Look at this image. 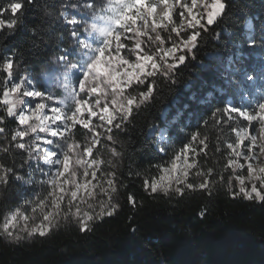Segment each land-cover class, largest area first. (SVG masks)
I'll use <instances>...</instances> for the list:
<instances>
[{
	"label": "trees",
	"instance_id": "obj_1",
	"mask_svg": "<svg viewBox=\"0 0 264 264\" xmlns=\"http://www.w3.org/2000/svg\"><path fill=\"white\" fill-rule=\"evenodd\" d=\"M223 2L220 18L199 28L196 46L184 53L183 63L163 67L144 86L130 89L135 106L111 130L104 141L108 147L97 150L100 183L88 203L109 200L113 214L90 221L87 230L71 214L61 216L43 237L10 241L0 234V264H264V200L238 194L227 148L244 127L230 109H241L245 95L254 97L255 90L264 97V0ZM15 4L22 7L13 14ZM67 5L68 0H0V17L12 25L0 32L5 132L13 133L18 125L2 105L3 66L11 62L15 74L35 75L52 66L59 48H67L69 32L61 23ZM185 6L183 2L173 19L156 30L161 40L155 45L149 39L155 33L136 37L145 41L141 47L146 52L156 54L185 40L176 31ZM125 44L130 52L135 43ZM248 76L256 79V88ZM162 130L167 141L160 143ZM187 147L197 152L187 186L179 192H153L152 183ZM26 161L25 153L11 145L0 155V165L29 180ZM37 180L32 175L28 193L4 189L0 206L13 208L24 195L39 193Z\"/></svg>",
	"mask_w": 264,
	"mask_h": 264
},
{
	"label": "rangeland",
	"instance_id": "obj_2",
	"mask_svg": "<svg viewBox=\"0 0 264 264\" xmlns=\"http://www.w3.org/2000/svg\"><path fill=\"white\" fill-rule=\"evenodd\" d=\"M224 0H221L223 2ZM146 6L148 4H152L156 7V10L161 9V13L157 17L152 14V16H147V10L142 9L141 11L145 13V18L148 22V35L151 33H154L151 31V28L154 27L152 21L155 20L156 22L160 23L162 28L164 25L169 23L168 16H171V19L175 16V14L180 10V6L183 2L186 3V6L183 10V12L177 16V20L181 19V27L178 28L176 31L178 33H182L184 35V41L179 43H174L172 46H168L164 50H158L156 54H150L146 52L142 47L139 50H136V56L130 55L129 52L126 51L127 43H135L134 33L131 29L128 31H125L124 27L115 25V34L119 35L121 38V43L125 45L124 48H121L119 52L116 50V41L111 38L110 43H108V47L105 50V56L104 59L107 60H114L118 56H122L129 60L130 63H138L142 62V60L139 59L140 56H142L144 53H147L152 57V60L149 61L145 67L143 72H140L139 69H136L137 79H133L131 84H128L126 79L121 76V88L122 93L124 96L128 97V100H131L132 103L129 105L128 102H125L123 104V107L120 108L119 111H117V105H114L111 103V97L109 96L106 101H102L101 105L99 107H96L94 102L96 99L100 98L99 94H93L90 91V88L88 86V83L84 80L85 76L88 75V66H89V57L93 55H99L100 48H102V44L99 40H96V34L93 33L92 36L88 35V25L90 23H96L97 26L103 25V20L98 19L97 17L103 16V6L100 4V0H68L67 8L64 12V15L61 19V23L67 27V31L69 32V39L67 42L64 43V46H67V48H59L58 54L56 58L52 60V66L47 68L44 73L41 75H35L34 72H30L28 74H24L22 72H18V74H15V69L12 67V73L11 77L7 74V71L5 68L2 70V73L6 76V80L2 84V105L4 107V110L7 115V108L12 106V103L15 102L17 98H20L25 101L24 104V113L25 115H30L32 111H35L34 105L39 101L40 103H47L50 105L45 109L47 115H52V107L57 106V101H63L64 97L68 94L65 89L72 90V95L77 96V99H83L89 101V105L85 106L83 111V117L82 119L90 120L92 122V130L89 131L88 129H84L82 125L77 124L72 129V139H74L76 142L81 144V151H83V147L87 144H90L93 138H96L99 140V143L96 144L93 147V154L91 157H88L85 154V158L88 160L96 159L99 161V158H101V154H97V150L101 152L102 149L108 147V145L104 142L109 134L111 133V130L115 126H119L120 123L124 120V109H131L135 106V99H133V96L129 93L130 89L134 86H144V83L148 82L149 78L156 75L161 68L163 67H178L181 63L184 62L185 56L184 53L188 50H193L195 47L190 48L188 46V42L190 38L193 35H196V32L199 30V28L206 24L208 26L214 25L217 20L220 18L221 14L216 16L214 19V23L208 22V14L212 9L210 7H205V0H168V5H165L162 0H145ZM208 4L211 5L215 2V0H207ZM18 10V9H17ZM16 10V11H17ZM224 10V9H223ZM135 11V9L133 10ZM12 12V10H11ZM14 14V13H13ZM133 13H129V15H132ZM193 16H195L196 20H199L200 23L197 24L195 20H193ZM75 20L76 23H71V21ZM0 21H3L5 26L4 28H8L9 22H7L4 18L0 17ZM145 21L144 19H137L136 25L134 27L141 28L144 25ZM11 27V26H10ZM2 29V30H3ZM159 29V28H158ZM0 30V32L2 31ZM147 35V36H148ZM197 36V35H196ZM196 43V42H195ZM92 44V47L96 49V52L93 53L86 45ZM174 49V51H173ZM129 55V56H128ZM183 56L184 60L183 62L180 61L179 57ZM129 57V58H128ZM153 64H155V67H153ZM71 69V71H69ZM125 69H128L127 65H120L117 67L118 73H123ZM129 71H132V69H128ZM151 73V75L149 74ZM95 73H92L91 76H94ZM249 81H251V84L256 88V79L254 77H247ZM144 81L143 84L140 83V81ZM81 83H85V91L81 92L79 89V85ZM96 83V81L93 80V84ZM21 84L24 85L23 88H21V91L17 93L15 89L19 87ZM103 87L110 92L111 88H106L105 84ZM25 91H33V92H40L44 94V97H52V100L46 101L41 100L38 97H26L23 95ZM119 91V90H118ZM5 93L8 95L5 96ZM257 90H255L254 97H249L248 95H245V102L241 103V109L235 110L233 108L230 109L231 112L239 115L240 119L243 120V129L247 132V137L244 139L243 144L241 145V150L246 151L247 147H251L250 138L255 136L256 137V143L257 145L264 144V111H261V106H264V97L258 96ZM143 96V95H142ZM146 95H144L142 98H145ZM8 101L7 103L5 101ZM239 103V104H240ZM107 106L109 108V111L113 113L115 119L112 120V123H107L106 120L101 119V116L103 115V107ZM60 107H63V104L60 105ZM88 107H92V110L96 112V116H91L88 112ZM75 110V107L73 106L72 111ZM65 111H67L65 109ZM131 112V111H130ZM130 112L127 113V116L130 114ZM21 114L19 109H17V115ZM79 116V114H77ZM248 117H255V119H249ZM7 118L9 120L15 121L17 123L18 128L22 127L18 124V120L16 117H9L7 115ZM59 123V122H58ZM2 126V125H0ZM3 127V126H2ZM241 129H239L237 132H239ZM61 131H63V128H61ZM76 131L82 132L80 135H76ZM236 132V133H237ZM236 137V143L239 142V138ZM14 134L11 132H4L0 133V146L4 147H10L13 146L15 148V143L17 142H25L27 143L29 140L32 139V137H26L24 138V141H20L19 138H17V141H12L11 137ZM42 139L47 138L45 134H41ZM158 139L160 143L167 141V134L164 130H162L159 135ZM42 143V141H41ZM235 143V145H236ZM234 145V146H235ZM102 147V149H100ZM27 156V153L23 150L17 149ZM232 152V149H231ZM5 152H0V155ZM259 153V148L257 147L254 150V153H248L249 155ZM197 157L196 149L193 147H187L184 149L171 163L169 167H166L162 170V175L159 179L154 181L152 185L150 186V189L152 190L153 185H157V190L155 192H169L172 189H181L184 186H187L186 182L192 172V170L196 167L195 160ZM231 160H237V157L232 154ZM100 162V161H99ZM238 162L243 166L241 168L235 169L234 171V180H235V187L239 195H242L246 199L247 196L243 193H240V184L237 177H244L245 178V184L244 187L247 192L251 193V186L252 184L256 185L257 192H259L261 195H264V183H261L258 180L252 179L249 177V170H248V163H253L254 167L258 170L259 167H264V155L259 154V160L258 161H248L244 159L243 157L238 159ZM36 163L38 162H30L29 166V173L35 177V179H39L40 172L37 169ZM188 165H194V167H188ZM101 162L98 165V168L96 165H93V168H96V179L93 180L91 176V171L93 169H89V175L87 176V180L91 181L93 185H97L100 183V180L98 183H96L98 172L100 170ZM41 167H43L41 165ZM232 168V167H231ZM233 169V168H232ZM187 172V176H184V172ZM168 175L172 177L170 181V186L168 187V191H164V186L166 184H169V181L163 180L162 178L165 177V175ZM23 176V175H21ZM24 177V176H23ZM201 178V177H200ZM199 178V179H200ZM25 181L27 179L24 177V181H18L15 179L14 173H10L8 175V184L6 186L0 185V191L6 190H14L19 187L20 193H28L26 191V184ZM182 181V182H180ZM18 185V186H16ZM40 188L42 190L39 191V193L46 194L48 189L46 186L39 184ZM201 184H199L200 187ZM205 185V184H203ZM189 187V186H188ZM201 188V187H200ZM205 188V187H203ZM95 189L93 191L95 192ZM182 190V189H181ZM38 194V193H37ZM19 195V194H18ZM35 195L33 196H25L16 199L19 201L18 204H16L15 207L12 208V206L9 209L2 208L0 206V234L3 235L6 239L10 241H16L15 238L17 235L23 239L24 237L29 236L28 232L37 225L44 223L47 224V221H43L42 217L40 216L39 210H37L36 213H33L30 211V206L26 205L24 203L25 199H35ZM252 199L248 200H256V201H262L259 199L256 193H251ZM81 198H83L84 202H81ZM92 198V197H91ZM91 198L87 197V193H81L78 194V199L76 202H74L69 210V207L67 205L68 197H65L64 204L61 205V211L59 217L57 219H60L61 216L64 218L73 214L76 212L77 206L80 209V215L76 216L74 215V219L77 220V222L80 225H83L84 220L86 219L84 213H88L89 215L93 216V220L100 217V216H106L107 212L109 210L112 211L111 206L109 205V200H105L103 202H92L91 204L88 203ZM4 200L0 199V203ZM91 205V207H89ZM51 203L49 201L48 207L45 209V211H51ZM103 210L104 214L99 215V213ZM16 211L24 212L25 215L29 216L28 221H24L22 218L18 217L17 221L15 222V225L12 227H9L8 231L12 233V236H8V234L4 231V224L6 222H10V217L15 214ZM113 212V211H112ZM35 217V219H33ZM90 223V221H88ZM87 223V225H88ZM53 228V226L50 227V230ZM49 230V231H50ZM48 231V232H49ZM47 232V233H48ZM46 233V234H47ZM33 234H38L33 233ZM32 234V235H33ZM20 239V240H21Z\"/></svg>",
	"mask_w": 264,
	"mask_h": 264
},
{
	"label": "snow or ice",
	"instance_id": "obj_3",
	"mask_svg": "<svg viewBox=\"0 0 264 264\" xmlns=\"http://www.w3.org/2000/svg\"><path fill=\"white\" fill-rule=\"evenodd\" d=\"M165 5H168V0H162ZM115 5L123 6V11L119 13L120 20L116 22L117 26H121L125 28V31L131 29L134 33L135 42L137 39L136 37H143L147 36V31L141 30V28L134 27L136 25L137 19H144V25L148 27L147 19L145 18V13L141 10L147 7V16H152L156 12V7L152 4H148L146 6L145 0H113ZM195 5V0H194ZM22 5L15 4L12 6L11 10L13 13L16 12L17 9L21 8ZM205 7H210L212 11L208 14V22L212 23L216 16L221 14L224 9V4L221 0H215L214 3L211 5L208 4L207 0H205ZM135 9V11H133ZM129 13H133L129 15ZM168 19L171 20V16H168ZM193 20L197 24L200 23L199 20H196L195 16H193ZM71 23H76L75 20L71 21ZM156 30L160 28L162 25L155 20L152 21ZM5 26L3 21H0V30L3 29ZM9 27L12 26L11 24L8 25ZM158 32V31H157ZM112 38L116 41V50L117 52L120 51L121 48H124L125 45L121 43V38L119 35L115 34V31L111 33ZM152 41V37H149ZM197 36L193 35L189 42L188 46L194 44L196 42ZM141 40V39H139ZM161 37H159V41ZM143 43L145 41L141 40ZM111 41H109L110 43ZM162 43V41H161ZM142 44V43H141ZM141 44L139 46H134L131 48H135L136 50L141 49ZM105 49H101L99 51V55L95 59V61L90 65V71L88 72V76H91L92 73H95L92 76L94 81L98 78L99 83H94L93 87L90 89L91 93L99 94V97L108 96V91L103 87L105 82L111 85L112 92H121V76H123L128 84H131L133 79H137L136 69H139L140 72H143L145 65L152 60L150 55H145V53L139 57L142 62L138 63H130L128 59L118 56L114 60H105ZM174 51V49H173ZM130 53V52H129ZM180 61L183 62L184 57H179ZM120 65H127L128 69H132L129 71L125 69L123 73L117 72V67ZM7 71L9 77H11L12 73V63L9 62L3 66ZM155 67V64H153ZM86 81V80H85ZM24 85L21 84L19 87L15 89L17 93L21 91ZM79 89L81 92L85 91V83H81L79 85ZM119 90V91H118ZM8 94L5 93V96ZM26 97H38L41 100L50 101L52 97H44L43 93L40 92H33V91H25L23 93ZM147 98V95L145 96ZM20 99V98H19ZM17 100V99H16ZM16 100L12 103V106L7 108V115L9 117H16L18 120V124L22 127L17 128L14 131V134L11 137L12 141H17V138L20 141H24L26 137H32L27 143L25 142H17L15 143V148L23 150L27 153V161L26 162H38L36 163L37 169L40 172V177L36 181L38 184L44 185L47 187L48 191L46 194L38 193L35 195V199H25L24 203L30 206V211L36 213L39 210L40 216L42 217L43 221H47V224L41 223L36 227H33L29 232L28 235L31 236L33 233L39 232V235L43 237L49 230L51 226H55L58 224V219L61 211V205L64 204L65 197H68L67 205L69 210L74 202L78 199V194L87 193V197L91 198L94 196L93 189L96 188L98 185H93L91 181H88L86 178L89 175V169H93L91 171L92 179H96V168H93V165H96L98 168L99 161L96 159L88 160L85 158V154L88 157H91L93 154V147L99 143V140L93 138L90 144H87L83 147V151H81V144L76 142L72 139V129L77 125L80 124L84 129H88L89 131L92 130V122L90 120L82 119L83 111L82 109L85 106L89 105V101L83 99H77L71 106H65L62 101H57V106L52 107V115H47L45 109L49 107L47 103H40L39 101L34 105L35 111H32L30 115H25L24 113V104L25 101L21 100L19 106L16 104ZM107 99H104L106 101ZM8 102L7 100L5 101ZM100 99H96L94 104L96 107L101 105ZM111 103L117 105L118 108H122L121 105L118 103L117 100L112 99ZM132 103L131 100L128 101L130 105ZM63 104V107L60 105ZM73 106L75 110L72 111ZM17 109H19L20 113L17 115ZM65 109L67 111H65ZM128 111L130 112L131 109L129 108ZM261 111H264V106H261ZM88 112L91 116H96V112L92 110V107H88ZM79 114V116L77 115ZM103 117V118H102ZM113 113L109 111L107 106L103 107V115L101 119L107 121V123L111 124L113 120ZM249 119H255V117H248ZM59 122V123H58ZM4 123V118L0 116V125ZM63 128V131H61ZM5 128L0 126V133H4ZM45 134L47 138H43L41 134ZM237 137L239 138V142L236 143L234 146L233 143H227V148L232 149V154L237 157V160H230L228 167H232L233 170L243 167L239 162L238 159L243 157L248 161H258L259 154L264 151V144L257 145L256 137L253 136L250 138L251 147H247L246 151L241 150V145L243 144L244 139L247 137V132L241 129L239 132L236 133ZM109 139H111L109 137ZM42 141V143H41ZM259 148V153H255L249 155L248 153H254L256 148ZM9 147L0 146V152H8ZM41 165L43 167H41ZM188 167H194V165H188ZM249 170V177L255 180L264 183V167H259L257 170L253 163H248L247 165ZM13 173V169L4 168L3 165H0V185L6 186L8 184V175ZM187 172H184V176H187ZM15 179L18 181H24V177L21 175H15ZM163 180L169 181V184L164 186V191H168V187L170 186V181L172 177L168 176L167 174L165 177L162 178ZM240 184V193H243L247 196L248 199H252L251 193H256L260 200H264V195H261L257 192V188L255 184L251 186V193L247 192L244 184L245 178L244 177H237ZM182 182V181H180ZM25 183L31 184L32 183V174L29 173V180L25 181ZM108 186L110 187L113 193L116 192L115 186H113V181H107ZM157 185L152 186V191L155 192L157 190ZM191 187V185H189ZM201 188L205 187V185L201 184ZM108 189H103V191H107ZM177 192L180 191L179 188L176 189ZM6 192L0 191V199H3L6 196ZM49 201L51 203V211H45V209L49 205ZM81 202H84L83 198H81ZM91 207V205H89ZM104 212L101 210L99 215H103ZM113 213L111 210L107 212V215L111 216ZM74 215H80V209L77 206L76 212ZM86 219L83 222L82 230H87V223L88 221L93 220V216L89 215L88 213H84ZM20 217L24 221L29 220V216L25 215L24 212L16 211L14 215L10 217V222H6L4 224V231L8 234V236H12V233L8 231L9 227L15 225L17 218ZM35 219V217H33ZM17 240H20L21 237L17 235L15 237Z\"/></svg>",
	"mask_w": 264,
	"mask_h": 264
},
{
	"label": "clouds",
	"instance_id": "obj_4",
	"mask_svg": "<svg viewBox=\"0 0 264 264\" xmlns=\"http://www.w3.org/2000/svg\"><path fill=\"white\" fill-rule=\"evenodd\" d=\"M100 4L103 6V16L97 17L98 19H102L103 20V25L102 26H97L96 23H90L88 25V35L92 36L93 33L96 34L95 39L99 40L100 43L102 44V48L101 49H105L108 47V43L110 41V39L112 38L111 33L115 31V25L116 22L118 20H120V15L119 13L123 11V6L120 5H115L113 3V0H100ZM224 7H226V5H224ZM214 23V21H213ZM142 30L143 31H147L148 27H146L145 25L142 26ZM151 31L155 33V37L152 39L151 43L153 45H155L157 43V41H159V37H160V33L156 31L155 28H151ZM141 43H143L141 40L137 39L135 44L136 46H139ZM195 43L191 44L189 47H195ZM86 47H88L93 53L96 52V49L92 47V44H88L86 45ZM130 55H135V48L130 50ZM145 55H147V53H145ZM97 58V55H93L91 57H89V66L87 71H90V65L95 61V59ZM69 71H71V69H69ZM168 71H171V68L168 69ZM151 75V73H149ZM93 77L92 76H88L86 75L84 80H86V82L88 83L89 88L91 89L93 87ZM144 81H140L141 84H143ZM96 83H99L98 78H96ZM105 87L106 88H111V85H109L107 82H105ZM65 91L68 93L64 99H63V103L65 104V106H71L74 101L76 100L77 96H73L72 95V90L70 89H65ZM150 95V93H149ZM111 97V99H115L118 101V103L121 105V107H123V104L125 102H128V97L124 96L122 92H108V96L104 97L101 96L99 99L100 101H103L104 99H107L108 97ZM133 99H135V97H133ZM21 103V100L19 98H17L16 100V104L17 106H19V104ZM141 103H143V101H141ZM137 107H139V105H137ZM120 108H117V111H119ZM128 109H124V115L122 118L126 119L127 118V113H128ZM103 118V117H102ZM113 119H115V117H113ZM111 138V137H110ZM115 142V141H114ZM261 155H264V151L261 152ZM109 163H112L111 160L108 161ZM229 191H231V188L229 187Z\"/></svg>",
	"mask_w": 264,
	"mask_h": 264
},
{
	"label": "bare ground",
	"instance_id": "obj_5",
	"mask_svg": "<svg viewBox=\"0 0 264 264\" xmlns=\"http://www.w3.org/2000/svg\"><path fill=\"white\" fill-rule=\"evenodd\" d=\"M160 11H162L161 9H158V11L156 10V12L154 13V16L157 17L159 15V13H161Z\"/></svg>",
	"mask_w": 264,
	"mask_h": 264
}]
</instances>
